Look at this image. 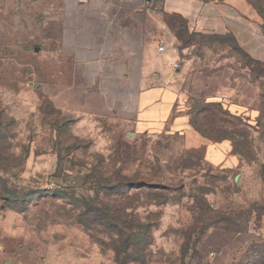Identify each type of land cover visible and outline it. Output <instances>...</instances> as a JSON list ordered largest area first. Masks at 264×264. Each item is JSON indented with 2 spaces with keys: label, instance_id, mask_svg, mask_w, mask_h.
Listing matches in <instances>:
<instances>
[{
  "label": "rangeland",
  "instance_id": "374dc122",
  "mask_svg": "<svg viewBox=\"0 0 264 264\" xmlns=\"http://www.w3.org/2000/svg\"><path fill=\"white\" fill-rule=\"evenodd\" d=\"M166 3L0 0V264H264V0L245 44Z\"/></svg>",
  "mask_w": 264,
  "mask_h": 264
},
{
  "label": "crops",
  "instance_id": "0c3cea01",
  "mask_svg": "<svg viewBox=\"0 0 264 264\" xmlns=\"http://www.w3.org/2000/svg\"><path fill=\"white\" fill-rule=\"evenodd\" d=\"M86 4L85 7L95 4L97 0H82ZM126 5L130 6L134 11L145 9L151 0H123ZM154 1V0H152ZM166 4L169 10L179 11L187 20L191 29L200 31L203 33H233L238 37L239 41L245 44L244 36L248 31V36L252 39L259 35L257 25L250 19L248 14L247 0H166ZM96 16L100 20H105V16L97 10ZM87 21L91 22L89 17H86ZM85 22V17L82 23ZM107 27V26H106ZM94 26L90 30L83 29L80 31V42L78 47L89 48L91 50L96 48L98 54L104 51V47L110 44L108 40V27ZM86 37L91 40H97L94 44L86 43L83 38ZM250 41V40H249ZM107 44V45H106ZM112 44H116L115 42ZM158 45V43H157ZM248 51L252 50L250 48ZM103 56V55H102ZM167 89L158 88V95L154 99L153 103H167L166 98ZM178 99V98H176ZM178 101V100H177Z\"/></svg>",
  "mask_w": 264,
  "mask_h": 264
},
{
  "label": "trees",
  "instance_id": "16d2710c",
  "mask_svg": "<svg viewBox=\"0 0 264 264\" xmlns=\"http://www.w3.org/2000/svg\"><path fill=\"white\" fill-rule=\"evenodd\" d=\"M216 107H217L218 114L228 115V113L223 110L221 105H219V104L217 105L215 103H206V105L202 109V112L206 115L207 118H209V115H207L206 113H211V115L215 116L216 111L214 112V110L216 109ZM130 238H131V236H130ZM130 238L125 239V240L124 239L120 240V246H116V251H117L118 255H120V252H121L123 245H127V246L131 245V239ZM118 258H119V256H118Z\"/></svg>",
  "mask_w": 264,
  "mask_h": 264
},
{
  "label": "built area",
  "instance_id": "2783aa9c",
  "mask_svg": "<svg viewBox=\"0 0 264 264\" xmlns=\"http://www.w3.org/2000/svg\"><path fill=\"white\" fill-rule=\"evenodd\" d=\"M157 43H158L159 50L165 51V49L167 47V39L165 37H161L158 39Z\"/></svg>",
  "mask_w": 264,
  "mask_h": 264
}]
</instances>
